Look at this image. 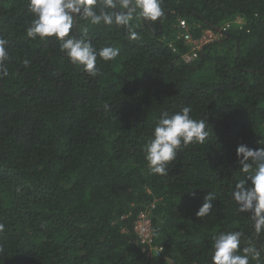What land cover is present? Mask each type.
Returning <instances> with one entry per match:
<instances>
[{
	"label": "trees",
	"instance_id": "obj_1",
	"mask_svg": "<svg viewBox=\"0 0 264 264\" xmlns=\"http://www.w3.org/2000/svg\"><path fill=\"white\" fill-rule=\"evenodd\" d=\"M161 7L157 21L134 18L135 40L124 27L77 18L70 34L120 50L98 58L93 77L54 37L26 36L28 0H0V264H210L222 231H240L241 248L249 239L264 246L231 196L243 178L236 147H264V0ZM236 18L241 25L185 62L180 21L198 40ZM185 106L209 136L181 147L166 176L154 174L144 145L161 113ZM208 192L213 208L197 217ZM141 212L160 254L134 232Z\"/></svg>",
	"mask_w": 264,
	"mask_h": 264
},
{
	"label": "clouds",
	"instance_id": "obj_2",
	"mask_svg": "<svg viewBox=\"0 0 264 264\" xmlns=\"http://www.w3.org/2000/svg\"><path fill=\"white\" fill-rule=\"evenodd\" d=\"M162 0H28V8L34 16L26 30V36L45 40L54 37L61 51L70 63L82 66L90 76H97V59L114 60L119 55L118 47H93L91 41L70 34L77 18L91 25L124 27L129 39H138L132 21L138 15L145 21H157L164 16ZM87 33V28L83 29ZM0 38V73L7 74L4 61L7 58L6 44ZM27 66L28 61L24 62ZM191 107L185 106L179 111L160 114L146 144L145 159L152 173L160 176L168 174V166L177 157L181 147L192 143L204 144L209 136L205 119H194ZM259 143V142H257ZM239 173L243 178L236 180L231 191L232 199L239 213L249 214L254 233L259 237L264 233V147L250 148L239 144L235 149ZM191 195L195 197L196 193ZM215 199L212 192L203 198L196 211L197 217H205L213 208ZM4 226L0 224V231ZM240 231H222L213 237L210 264H249L250 260H259L264 254V246H258L253 240L245 241L241 248Z\"/></svg>",
	"mask_w": 264,
	"mask_h": 264
},
{
	"label": "built area",
	"instance_id": "obj_3",
	"mask_svg": "<svg viewBox=\"0 0 264 264\" xmlns=\"http://www.w3.org/2000/svg\"><path fill=\"white\" fill-rule=\"evenodd\" d=\"M242 24V20L236 18L233 21H227L221 25L216 31L206 30L203 32V35L198 40L191 39L190 35L186 32L187 25L184 21L179 22V28L182 31V38L187 46L188 50L184 56L185 62H191L197 58V55L201 48L208 43H211L222 37L223 33L228 31L234 26H239ZM134 232L136 236L140 239L141 243L149 246L148 253L150 254L152 250L155 253L160 254L162 248L158 246H152V236H151V224L148 212H141L136 220L134 225Z\"/></svg>",
	"mask_w": 264,
	"mask_h": 264
}]
</instances>
